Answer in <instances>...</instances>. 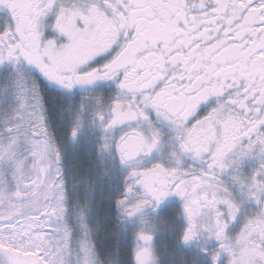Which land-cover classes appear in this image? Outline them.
I'll list each match as a JSON object with an SVG mask.
<instances>
[{
    "label": "snow or ice",
    "instance_id": "obj_1",
    "mask_svg": "<svg viewBox=\"0 0 264 264\" xmlns=\"http://www.w3.org/2000/svg\"><path fill=\"white\" fill-rule=\"evenodd\" d=\"M177 261L264 264V0H0V264Z\"/></svg>",
    "mask_w": 264,
    "mask_h": 264
},
{
    "label": "rangeland",
    "instance_id": "obj_2",
    "mask_svg": "<svg viewBox=\"0 0 264 264\" xmlns=\"http://www.w3.org/2000/svg\"><path fill=\"white\" fill-rule=\"evenodd\" d=\"M84 163H85L86 165L91 166V165L95 164V161H94L93 159H86V160L84 161ZM161 252H162V254L165 255V258H166V257H167V251H166V249L161 248ZM177 264H179L178 261H177Z\"/></svg>",
    "mask_w": 264,
    "mask_h": 264
},
{
    "label": "flooded vegetation",
    "instance_id": "obj_3",
    "mask_svg": "<svg viewBox=\"0 0 264 264\" xmlns=\"http://www.w3.org/2000/svg\"><path fill=\"white\" fill-rule=\"evenodd\" d=\"M86 160V159H85Z\"/></svg>",
    "mask_w": 264,
    "mask_h": 264
}]
</instances>
